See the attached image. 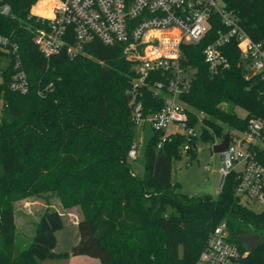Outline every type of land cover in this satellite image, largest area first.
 <instances>
[{
  "label": "trees",
  "instance_id": "1",
  "mask_svg": "<svg viewBox=\"0 0 264 264\" xmlns=\"http://www.w3.org/2000/svg\"><path fill=\"white\" fill-rule=\"evenodd\" d=\"M8 1L12 14H0V33L19 44L30 89L12 90V65L0 62V264H42L74 255L95 257L101 264H194L223 220L238 245L259 239L242 264H264V212L236 201L234 175L216 197L188 196L173 181V163L182 158L185 143L190 145L185 153L196 157L197 136L172 135L157 148L160 133L148 130L137 157H128L138 136L131 105L138 73L124 45L93 41L75 57L62 50L47 58L33 41L40 26L30 16L36 0ZM224 2L255 40L264 38V0ZM221 27L217 18L199 43L182 45L183 64L197 71L180 98L188 106L190 125L198 119L196 109L210 117L202 127L205 141L223 138V124L243 130L250 116L264 115V81L247 75L235 39L224 46L230 68L215 75L209 71L204 49ZM137 96L146 113L163 104L146 85ZM235 106L247 115L239 116ZM49 195L66 209H81L80 238L71 250L55 251L56 232L65 223L50 208L30 243L21 246L17 240L15 204Z\"/></svg>",
  "mask_w": 264,
  "mask_h": 264
},
{
  "label": "built area",
  "instance_id": "2",
  "mask_svg": "<svg viewBox=\"0 0 264 264\" xmlns=\"http://www.w3.org/2000/svg\"><path fill=\"white\" fill-rule=\"evenodd\" d=\"M32 6L30 16L40 22L33 41L47 58L62 50L75 57L93 41L124 45V54L138 73L131 89L132 120L138 136L128 151L130 159L139 154L148 130L160 133L157 148L172 135L197 136L194 125L189 124L188 106L180 98L190 89L197 70L183 64L182 45L199 43L217 18L222 27L204 49L211 74L230 68L224 46L235 39L247 75L257 74L264 81V38L255 40L224 0H52L51 16L32 13ZM0 14H12L8 0H0ZM19 50L16 41L0 33V62L3 67L11 63L13 69L9 87L26 93L30 83ZM145 85L163 100L160 108L148 113L137 96ZM189 146L185 143L182 151ZM219 153V192L226 178L234 175L238 202L251 209L259 203L264 212V115L250 116L245 129L230 131L229 145ZM249 253L245 245L231 241L223 220L211 230L194 264H242Z\"/></svg>",
  "mask_w": 264,
  "mask_h": 264
},
{
  "label": "rangeland",
  "instance_id": "3",
  "mask_svg": "<svg viewBox=\"0 0 264 264\" xmlns=\"http://www.w3.org/2000/svg\"><path fill=\"white\" fill-rule=\"evenodd\" d=\"M4 65V61H2ZM2 78L0 77V82ZM183 103V102H182ZM185 104V103H183ZM223 108H228L227 103L222 104ZM1 107V106H0ZM235 112L245 117L247 111L241 106L234 107ZM1 113V108H0ZM197 121L194 125L198 137V147L196 157L191 159L190 155L183 153L181 159L173 163V181L178 183V190L188 196L201 197L209 195L216 197L219 193L220 181V153L213 150V145L221 139L205 141L202 138V127L204 118H210L207 114L196 109ZM225 132H234V129L227 124H223ZM142 166L136 164V170L141 173ZM243 202L246 201L243 199ZM55 209L62 214L65 227L56 232L57 245L55 251H68L78 243L80 234L78 222L82 218L79 207L64 208L58 198L54 196L28 197L15 204V221L17 226V240L21 246L31 242L36 225L46 209ZM256 212H262L263 206L256 203L252 206ZM169 213V211L167 212ZM255 230V229H254ZM256 231V230H255ZM258 237L245 243L247 247H254ZM42 264H101L100 260L88 255H74L67 259H47Z\"/></svg>",
  "mask_w": 264,
  "mask_h": 264
},
{
  "label": "clouds",
  "instance_id": "4",
  "mask_svg": "<svg viewBox=\"0 0 264 264\" xmlns=\"http://www.w3.org/2000/svg\"><path fill=\"white\" fill-rule=\"evenodd\" d=\"M31 12L41 16H51L52 9L48 5V0H36L32 6Z\"/></svg>",
  "mask_w": 264,
  "mask_h": 264
},
{
  "label": "water",
  "instance_id": "5",
  "mask_svg": "<svg viewBox=\"0 0 264 264\" xmlns=\"http://www.w3.org/2000/svg\"><path fill=\"white\" fill-rule=\"evenodd\" d=\"M229 142H230V132L227 131L225 133L223 139L221 140V142L213 145V150L217 153L222 152L223 150H225L228 147ZM236 201H239V198H236ZM258 240L259 239L257 238L256 244H257ZM256 244L254 245V247L249 248V247H247V245H245V247H247L251 251L253 248H255Z\"/></svg>",
  "mask_w": 264,
  "mask_h": 264
}]
</instances>
